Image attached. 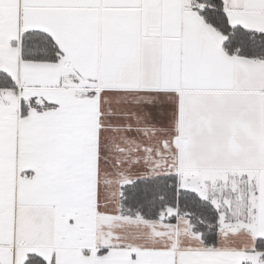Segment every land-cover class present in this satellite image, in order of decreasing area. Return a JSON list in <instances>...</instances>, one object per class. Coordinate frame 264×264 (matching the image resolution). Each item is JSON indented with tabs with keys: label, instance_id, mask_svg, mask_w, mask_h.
I'll use <instances>...</instances> for the list:
<instances>
[{
	"label": "snow or ice",
	"instance_id": "1",
	"mask_svg": "<svg viewBox=\"0 0 264 264\" xmlns=\"http://www.w3.org/2000/svg\"><path fill=\"white\" fill-rule=\"evenodd\" d=\"M0 264H264V0H0Z\"/></svg>",
	"mask_w": 264,
	"mask_h": 264
}]
</instances>
